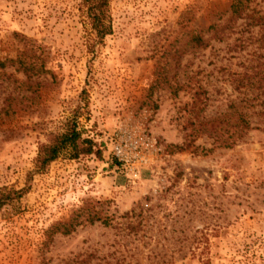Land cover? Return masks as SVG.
Returning <instances> with one entry per match:
<instances>
[{
	"label": "rangeland",
	"instance_id": "obj_1",
	"mask_svg": "<svg viewBox=\"0 0 264 264\" xmlns=\"http://www.w3.org/2000/svg\"><path fill=\"white\" fill-rule=\"evenodd\" d=\"M230 3L111 0L112 31L92 45L79 0H0V60L28 42L44 68L0 67V187L27 185L38 143L68 118L102 151L61 156L0 209V264H264V114L235 144L218 139L231 135L232 100L258 94L264 110V89L238 91L235 79L258 67L264 85V26L243 16L216 37L209 26H225ZM190 30L206 46L186 47ZM128 134L145 162L114 158ZM131 209L140 226L125 235Z\"/></svg>",
	"mask_w": 264,
	"mask_h": 264
},
{
	"label": "trees",
	"instance_id": "obj_2",
	"mask_svg": "<svg viewBox=\"0 0 264 264\" xmlns=\"http://www.w3.org/2000/svg\"><path fill=\"white\" fill-rule=\"evenodd\" d=\"M81 6L84 8V14L88 20L89 26L93 33L92 45L102 41V39L111 33V17L109 14V3L111 0H79ZM251 0H231L229 9L227 11L228 17L226 18V24L224 27H219L218 24H211L209 29L214 30L216 37L223 38L225 29H232L233 24L237 19L247 16L250 21L246 24L264 26V11H258L250 9ZM249 12V13H248ZM187 41L185 46L188 48L204 47L206 41L203 37L193 30L187 31ZM11 64H17L18 69L28 76L38 75L44 71L41 57L36 52L33 45L28 42H24L23 47L17 51L15 58H7L4 61L0 60V67L5 65V62ZM164 68L156 67L155 73L158 76V81L163 76ZM253 72L251 80L243 82V78H235L237 82L236 87L238 91L241 87L246 86L247 89H264V85L256 80H253L254 76H261V68L254 67L251 69ZM239 76V75H238ZM157 80V79H156ZM159 82H154L156 85ZM181 89L179 84H175L172 89L174 95ZM245 94V92H243ZM246 95V94H245ZM199 90H196L193 94V100L191 102L192 108L197 109L200 103H202ZM256 102V103H254ZM259 102V95L252 94V96H243L237 100L230 102V109H232L231 116L234 121L232 124V132L230 136L226 138H218L221 144H235L241 140L244 134L249 129H259L258 126H252L251 118L253 116L264 114V110L255 111V104ZM206 124V122L204 123ZM84 128L78 126L77 117L68 118L65 121L64 129L62 132H56L46 142H40L37 145L36 155L33 158V167L26 174L27 185L20 188L1 186L0 187V209L14 201L19 200L28 190V182L35 174L44 173L48 166L61 156H67L71 159H77L80 156H86L94 154L101 156L102 151L98 148L97 144L88 136L84 134ZM138 213L135 209H131L123 213L122 222H120V229L126 235L135 234L139 229V223L136 222ZM100 219L96 214L89 216V220ZM102 222L108 223V219H103ZM62 228L59 229L63 234H68L74 229V219L71 218L68 222L61 224Z\"/></svg>",
	"mask_w": 264,
	"mask_h": 264
},
{
	"label": "built area",
	"instance_id": "obj_3",
	"mask_svg": "<svg viewBox=\"0 0 264 264\" xmlns=\"http://www.w3.org/2000/svg\"><path fill=\"white\" fill-rule=\"evenodd\" d=\"M154 143L148 141L145 147L153 148ZM113 156L121 163L128 162H145L147 157L141 152V147L137 144L136 140L132 139L131 135L128 134V139L124 142L117 141L113 145Z\"/></svg>",
	"mask_w": 264,
	"mask_h": 264
}]
</instances>
